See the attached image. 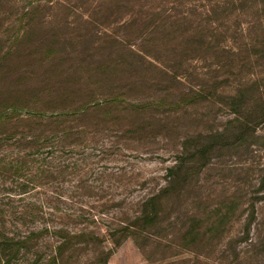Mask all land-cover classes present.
<instances>
[{
  "label": "rangeland",
  "instance_id": "374dc122",
  "mask_svg": "<svg viewBox=\"0 0 264 264\" xmlns=\"http://www.w3.org/2000/svg\"><path fill=\"white\" fill-rule=\"evenodd\" d=\"M135 1L0 0V92L7 98L38 97L44 101L36 107L50 112L118 95L115 107L80 121L86 137L74 148L57 150L59 163H48L63 174L48 177L38 191L43 211L79 215L70 221L52 218L49 224L87 227L101 237L74 255L71 264H100L97 254L103 249L112 250L107 264H264V121L241 133L223 107L221 90L213 98L186 96L199 83L195 75L174 81L144 65L130 78L125 68L131 59L120 52L126 47L164 62L176 56L189 73L210 71L185 47L177 55L169 52L186 38L188 26L144 35L150 22L131 16L139 13ZM142 1L158 7L170 0ZM181 1L179 12L194 6L200 13L205 5ZM109 65L118 68L106 71ZM229 70L219 72L218 79L228 78L227 87L245 75ZM216 131L224 133L216 136ZM182 145L189 177L164 200L160 224L137 240L139 247L132 238L113 247L107 229L118 223L120 213L132 214L138 201L164 185L165 169ZM250 215L244 242L242 225ZM16 229L15 224L6 228ZM43 248V253L22 248L4 264H42L48 252Z\"/></svg>",
  "mask_w": 264,
  "mask_h": 264
},
{
  "label": "trees",
  "instance_id": "16d2710c",
  "mask_svg": "<svg viewBox=\"0 0 264 264\" xmlns=\"http://www.w3.org/2000/svg\"><path fill=\"white\" fill-rule=\"evenodd\" d=\"M135 2L139 13L131 16H145V24L150 22L149 31L144 34L146 36L169 34L188 26L186 38L174 48H168L169 52L177 55L179 48L185 47L184 50L193 52L195 57L192 58L199 59L211 72L189 73L181 69L182 62L176 56L172 59L166 56L164 62L160 57L148 55L147 51L134 52L126 47L120 52L131 59L125 68L130 78H133L130 74L141 70L144 65L158 68L164 76L174 81L195 75L199 83L195 91L191 87V94L186 96L213 98L221 90L226 101L223 107L233 115L232 121L239 126L240 132L255 130L264 121V0H199L205 4L201 5L200 13L194 6L185 12L177 11L185 4L181 0L166 1L158 7H149L151 3L142 0ZM147 57L157 66L149 63ZM106 67V71L112 68V72L118 68L117 65ZM227 68H230V72L245 75H239L234 86L227 87L228 78L218 81L219 72ZM109 96V99L96 105H74L69 109L44 112L36 107L43 99L11 100L0 92V264L16 257L22 248L25 251L37 248L41 252L43 246L48 248V252L42 255V264H71L74 255L88 249L93 241H101V237L87 227L74 229L66 223L49 224L52 218L70 221L79 215L73 213L67 216L68 213H65V216L55 217L45 213L38 191L48 177L63 174L62 169L48 166V163H59L60 157L56 151L74 148L75 142L86 137L87 131L80 132L78 123L95 111L115 107L118 95L111 92ZM254 112L258 116L253 118L251 115ZM222 133L216 131L214 134L221 136ZM186 152V146L182 145L173 164L165 169L162 187L138 201L132 214L120 213L118 223L107 229L113 247H118L128 238H132L139 247L137 240L151 235V231L160 224L164 200L176 186H183L189 177L191 167H188V159H185ZM197 153L204 155V148ZM260 188L264 190V178ZM175 195L178 196L179 191ZM252 220L253 215H250L242 225L240 240L244 242L248 240ZM13 224L18 227L15 233L6 230ZM111 254V249L98 252L100 264H107ZM31 257L37 261V251L32 252Z\"/></svg>",
  "mask_w": 264,
  "mask_h": 264
}]
</instances>
